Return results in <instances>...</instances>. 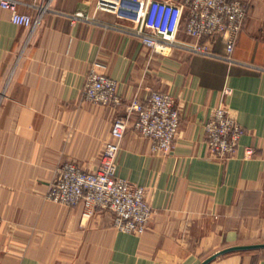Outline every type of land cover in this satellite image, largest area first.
Here are the masks:
<instances>
[{"label":"crops","instance_id":"obj_1","mask_svg":"<svg viewBox=\"0 0 264 264\" xmlns=\"http://www.w3.org/2000/svg\"><path fill=\"white\" fill-rule=\"evenodd\" d=\"M17 1L21 13L44 11L31 29L0 7V264H200L264 243V0H242L232 60L221 39L214 56L154 52L110 26L126 22L96 11L98 0ZM91 65L117 80L122 106L83 99ZM152 90L172 94L180 110L172 151L155 154L130 130L117 158V175L145 187L155 210L147 230L119 231L109 210L84 220L80 206L48 199L56 168H96L115 116ZM219 105L244 130L227 160L211 155L203 127ZM207 264H264V248Z\"/></svg>","mask_w":264,"mask_h":264},{"label":"built area","instance_id":"obj_2","mask_svg":"<svg viewBox=\"0 0 264 264\" xmlns=\"http://www.w3.org/2000/svg\"><path fill=\"white\" fill-rule=\"evenodd\" d=\"M0 7L10 12V20L34 29L44 11L33 17L18 10L17 0H0ZM96 11L110 12L126 25H110L137 37L148 49L179 48L191 53L216 55L212 46L221 39L226 59L233 50L241 22L246 14L242 0H98ZM77 18L88 19L82 13ZM191 38V40L186 39ZM225 94L230 89L224 90ZM83 99L89 102L123 105L116 79L100 73L91 65L85 78ZM180 110L174 96L152 90L147 99L135 95L129 99L110 128L100 162L84 170L72 161L61 163L47 192V198L69 207L80 206L84 220L95 211L113 213V226L123 232L141 234L149 227L155 210L149 204L145 187L117 175V158L125 135L133 130L148 138L151 151L168 155L180 127ZM211 155L220 160L230 158L239 144L243 128L223 105L212 109L203 124ZM252 150L247 149L250 155Z\"/></svg>","mask_w":264,"mask_h":264},{"label":"water","instance_id":"obj_3","mask_svg":"<svg viewBox=\"0 0 264 264\" xmlns=\"http://www.w3.org/2000/svg\"><path fill=\"white\" fill-rule=\"evenodd\" d=\"M256 248H264V243L236 245V246L227 247V248H224L220 251L215 252L214 254H212L211 256L206 258L205 260H203L200 264H207L208 262L213 260L218 255L224 254L226 252L235 251V250H251V249H256Z\"/></svg>","mask_w":264,"mask_h":264}]
</instances>
